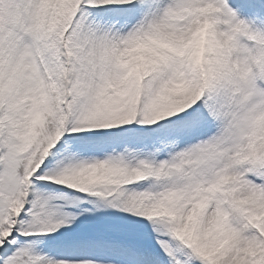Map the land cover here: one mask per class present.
<instances>
[{"label": "snow or ice", "instance_id": "snow-or-ice-1", "mask_svg": "<svg viewBox=\"0 0 264 264\" xmlns=\"http://www.w3.org/2000/svg\"><path fill=\"white\" fill-rule=\"evenodd\" d=\"M203 7L0 0V264H264V68Z\"/></svg>", "mask_w": 264, "mask_h": 264}, {"label": "clouds", "instance_id": "clouds-1", "mask_svg": "<svg viewBox=\"0 0 264 264\" xmlns=\"http://www.w3.org/2000/svg\"><path fill=\"white\" fill-rule=\"evenodd\" d=\"M225 6L230 9L226 12ZM196 21L193 43L210 52L235 77L264 68V29L241 18L228 0H204V7L190 16Z\"/></svg>", "mask_w": 264, "mask_h": 264}, {"label": "bare ground", "instance_id": "bare-ground-1", "mask_svg": "<svg viewBox=\"0 0 264 264\" xmlns=\"http://www.w3.org/2000/svg\"><path fill=\"white\" fill-rule=\"evenodd\" d=\"M230 1L231 0H228V4L230 5ZM236 2H240L241 3V5L244 7V9H245V12L246 13H248V14H246L247 16H249L250 17V15H252V16H254V17H257V20H258V27L259 28H262L263 27V25H264V13L263 14H259L257 11H255V10H253V9H250V8H248L247 6H245L244 4H243V0H236ZM253 3H254V6H255V8H261V6H260V2L258 1V0H255V1H253ZM231 7H232V5H231ZM242 8V7H241ZM237 11H240V9L239 8H235ZM239 15H240V17L241 18H244L240 13H239ZM250 18H252V17H250ZM244 19H247V20H249L248 18H244ZM253 19V18H252Z\"/></svg>", "mask_w": 264, "mask_h": 264}, {"label": "rangeland", "instance_id": "rangeland-1", "mask_svg": "<svg viewBox=\"0 0 264 264\" xmlns=\"http://www.w3.org/2000/svg\"><path fill=\"white\" fill-rule=\"evenodd\" d=\"M258 1L260 2V5L264 7V0H258Z\"/></svg>", "mask_w": 264, "mask_h": 264}]
</instances>
